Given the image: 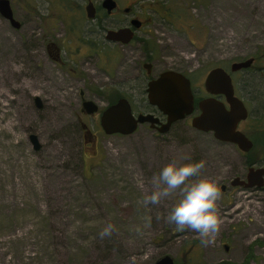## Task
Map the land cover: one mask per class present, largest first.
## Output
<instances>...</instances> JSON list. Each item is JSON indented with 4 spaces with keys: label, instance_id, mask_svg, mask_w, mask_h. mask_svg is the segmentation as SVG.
<instances>
[{
    "label": "rangeland",
    "instance_id": "374dc122",
    "mask_svg": "<svg viewBox=\"0 0 264 264\" xmlns=\"http://www.w3.org/2000/svg\"><path fill=\"white\" fill-rule=\"evenodd\" d=\"M117 1L144 21L138 36L151 49L157 73L180 70L200 93L214 66L229 70L232 62L257 57L233 80L250 111L240 127L255 142L247 159L262 162L264 0ZM10 4L19 27L0 14V62L13 57L21 71L15 82L25 90L0 86L9 98L0 97V264H155L166 255L173 264H264V186L230 185L248 167L234 144L193 129L189 117L161 134L146 123L128 135L101 130L99 113L116 95L127 98L135 114L154 111L142 88L140 40L103 46V35L98 41L87 34L83 17L80 23L78 0ZM90 39L99 44L97 53L86 49ZM81 91L97 113L82 111ZM56 151L57 164L47 166ZM172 160H203L201 175L219 177L223 223L214 243L166 222L177 197L138 204L151 178ZM145 216L152 218L150 228L143 227ZM109 223L115 231L101 238Z\"/></svg>",
    "mask_w": 264,
    "mask_h": 264
},
{
    "label": "water",
    "instance_id": "95a60500",
    "mask_svg": "<svg viewBox=\"0 0 264 264\" xmlns=\"http://www.w3.org/2000/svg\"><path fill=\"white\" fill-rule=\"evenodd\" d=\"M106 5L110 10L114 7V0H106ZM89 12V10H88ZM0 14L7 18L10 23L18 28L19 23L12 15V7L9 0H0ZM91 16V12H89ZM133 24L140 25L134 20ZM133 33L128 27L118 30L107 31V39L110 41L128 42L132 39ZM253 63V57L232 63L230 70L235 72L239 69H246ZM147 66V65H145ZM204 85L210 94L197 103L199 113L191 119V127L201 132H211L213 137L225 143H232L239 151L249 152L253 141L240 129H237L239 121L245 120L248 110L243 101L234 95L231 76L221 67H214L208 71ZM146 99L148 103L165 116V122L159 121L158 117L152 113L134 114L130 101L124 97H118L113 104H107L99 113L98 123L104 134L108 135H128L135 132L142 123H150V127L157 132L165 133L172 123L183 120L194 113V97L190 86L189 78L174 70L161 72L157 78H153L147 83ZM221 93L225 96L229 108L219 101L214 95ZM35 104L41 106L40 99L35 98ZM82 111L93 115L98 112V105L91 100H82ZM85 134H89L86 124H83ZM33 149L38 150L40 143L34 134L29 135ZM230 185L244 186L249 188H261L264 186V165L247 167L244 178L234 177L230 180ZM222 189L225 185L221 186ZM155 264H173V259L166 255L155 262Z\"/></svg>",
    "mask_w": 264,
    "mask_h": 264
},
{
    "label": "clouds",
    "instance_id": "9594fccd",
    "mask_svg": "<svg viewBox=\"0 0 264 264\" xmlns=\"http://www.w3.org/2000/svg\"><path fill=\"white\" fill-rule=\"evenodd\" d=\"M204 168L203 160L188 163L172 160L151 178V190L138 204L147 208L149 205H159L162 200L177 197L165 217L166 222L174 224L177 231L197 233L201 243L207 245L214 243L223 223L218 208L222 193L219 177L201 175ZM143 219V227L150 228L152 218L145 216ZM114 231L115 226L109 223L101 230L100 236L110 237Z\"/></svg>",
    "mask_w": 264,
    "mask_h": 264
},
{
    "label": "flooded vegetation",
    "instance_id": "af4514ba",
    "mask_svg": "<svg viewBox=\"0 0 264 264\" xmlns=\"http://www.w3.org/2000/svg\"><path fill=\"white\" fill-rule=\"evenodd\" d=\"M78 1H80V9H81V12H80V23H81V19L83 17L84 24H87V34L94 36V38L99 37L98 41H100L101 36L103 35V39L101 40V44H103V46H106V45H109V44L117 46V45L131 44L132 42H135L136 40L138 41V39H139L138 31H141L143 29V27H145V23H144V21L142 19H140L138 16L135 15V12H134V10H132L131 6L124 5V6L121 7L119 5L118 1L114 0V7H112L109 10L107 5H106V0H78ZM9 3H10V0H9ZM88 10H89V12H91V16H89ZM119 13H122L121 14V15H123L122 19L118 17ZM134 20L139 21L140 25L136 26L135 24H133ZM112 21L115 22V23H112ZM123 27H128L132 31L133 37H132V39L130 41H128L126 43L125 42L122 43L121 41H113V40L110 41V40L107 39V31L118 30V29L123 28ZM84 31H85V25H83L81 32L84 33ZM139 40H140L139 43H141L139 52H140V55L142 56V60H143L142 62L139 63V69H140L139 71L142 74V77L144 78V83H143V87L142 88H144V92L146 93V95H147L146 86H147L148 81L153 79V78H157L158 75L161 72L170 69V70H174L176 72L184 74L182 71L176 70V69H173V68L163 69V70L158 71V73H157V70H156L157 65L153 61V58L151 57V54H150L152 52L151 49L150 48L148 49V47H147L148 45H144L145 43H144V41H142V39H139ZM84 42L88 46V47H86V49L88 51H90V49H92V50H94V52L97 53V49L99 48L98 47L99 44L98 45H97V43L95 44L93 42V40H91V39L89 41H84ZM107 54H108V56H110V54L108 52H107ZM251 57H253V63L251 64V66H252L256 61H255V57L254 56H251ZM232 63H234V62H232ZM232 63L230 64L229 70H228V68L226 66L224 67V66L217 65V66H214V67H221L222 69L226 70L227 73L230 74L231 81H232V84H233V89H234V95L238 96L239 98H241L239 95H237L238 93H237V89H236V84L234 83V80H233V73H235L236 71H239V70L244 71V70L248 69L251 66L247 67L246 69H239V70H236L235 72H232L230 70ZM145 65H147V66H145ZM213 68H211V69H213ZM210 70H208V71H210ZM208 71H207V73H208ZM207 73H206V75H207ZM203 85H204V81H203ZM190 86L192 88V93H193V97H194V105H195L194 113L191 116H187V117H189L191 119L192 117H194L195 114L199 113V108H197L198 101L201 100V99H204V97L210 96V94L207 92V90L205 88V85L203 87L204 91L202 90V93H200V91L196 90L194 88V86H192L191 80H190ZM139 88H140V86H139ZM214 97H216L219 101H221L225 105L226 108H229L228 104L226 103L225 96L223 94L216 93L214 95ZM81 99L82 100L85 99L83 97V91H81ZM241 100L243 101L244 106H246L245 103H244V100L242 98H241ZM131 108H132V106H131ZM152 108L154 110L153 112L149 111V112H138V113H152V114H154L155 116L158 117L159 121L165 122V116L161 112H159L156 109V107L152 106ZM246 108H247V106H246ZM247 110H248V108H247ZM137 114H135V115H137ZM249 116H250V111L248 110L247 118L245 120L239 121V124L237 125V129L238 130L239 129L241 130L240 127L244 126V123L247 122L248 119L250 118ZM142 124H144V123H142ZM146 124H148L149 128H152L149 125L150 123H146ZM190 125H191V121H190ZM250 126H252V125L250 124L249 127ZM152 129L157 132V130L155 128H152ZM242 132H244V131H242ZM256 165L257 166H263L264 165V160H263V162L261 164H256Z\"/></svg>",
    "mask_w": 264,
    "mask_h": 264
},
{
    "label": "bare ground",
    "instance_id": "6f19581e",
    "mask_svg": "<svg viewBox=\"0 0 264 264\" xmlns=\"http://www.w3.org/2000/svg\"><path fill=\"white\" fill-rule=\"evenodd\" d=\"M15 62L13 61V57H5L1 59L0 62V86L4 84L5 86H10L9 91L14 92L16 90L18 91H24V84L23 83H17L15 80L18 78V74H21V71L15 66ZM47 72V68H43ZM49 74V72H48ZM47 74V75H48ZM50 76V75H49ZM2 89V88H1ZM0 97L4 98L3 100H9L8 95L0 90ZM17 97L11 98V101L16 100ZM57 105V104H56ZM10 124H5L4 127L9 128ZM4 129V128H2ZM58 154V151L55 152L53 157L51 158V162L47 163L46 165L49 166L51 164H57L58 157L55 155Z\"/></svg>",
    "mask_w": 264,
    "mask_h": 264
},
{
    "label": "trees",
    "instance_id": "16d2710c",
    "mask_svg": "<svg viewBox=\"0 0 264 264\" xmlns=\"http://www.w3.org/2000/svg\"><path fill=\"white\" fill-rule=\"evenodd\" d=\"M256 56H255V61H256ZM120 96H123L122 94H119V95H116L113 99H109V100H107L108 101V104H112V103H115V101H116V99L118 98V97H120ZM254 145H255V142H253V146L251 147V149L254 147ZM251 152V150L249 151V152H247V153H244L243 152V154H244V156H245V162H246V165L247 166H252V164H261L262 162H263V160H262V162H261V160H259V159H247V156H248V154Z\"/></svg>",
    "mask_w": 264,
    "mask_h": 264
}]
</instances>
